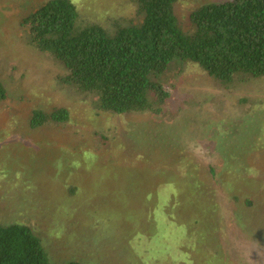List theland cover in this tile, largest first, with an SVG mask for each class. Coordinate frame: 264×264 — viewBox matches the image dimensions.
<instances>
[{
    "label": "rangeland",
    "instance_id": "obj_1",
    "mask_svg": "<svg viewBox=\"0 0 264 264\" xmlns=\"http://www.w3.org/2000/svg\"><path fill=\"white\" fill-rule=\"evenodd\" d=\"M49 1L0 0V225L31 227L51 264H264V77L226 90L188 64L168 78L164 115L105 114L96 97L62 85L65 66L22 25ZM226 1L179 0L175 15L191 33L192 13ZM73 2L82 26L114 33L140 13L138 0ZM58 108L68 123L31 127L36 111ZM199 178L241 199L220 200L222 215L234 210L231 227L218 216L189 223L187 210V224L180 218L178 199Z\"/></svg>",
    "mask_w": 264,
    "mask_h": 264
},
{
    "label": "trees",
    "instance_id": "obj_2",
    "mask_svg": "<svg viewBox=\"0 0 264 264\" xmlns=\"http://www.w3.org/2000/svg\"><path fill=\"white\" fill-rule=\"evenodd\" d=\"M178 1L138 0L140 13L116 33L90 21L82 26L73 0H51L22 25L38 50L51 52L65 66L62 85L77 89L85 97H96L97 109L105 114L141 113L154 119L164 115L173 95L168 78L188 64L198 65L226 90L241 80L264 77V0H229L203 6L190 16L194 27L191 33L183 31L175 15ZM7 101L8 92L0 82V105ZM70 117L67 108H58L51 114L36 111L31 127L66 124ZM187 167L188 172L195 168ZM209 173L213 179L217 177L214 165L209 167ZM192 182L197 184L196 193L186 191L181 198L175 196L183 207L179 215L183 222L187 224L183 215L187 210L185 216L192 217L189 223L218 216L220 225L223 222L231 227L235 223L234 210L229 207L222 215L224 205L220 200L238 203L241 199L227 194L231 188L225 194L218 180L216 189L207 187L201 178L187 185ZM75 192L74 187L71 195ZM254 203L251 198L244 200L250 208ZM193 205L199 212L191 209ZM211 222V227L216 226ZM0 264L51 261L42 239L31 227L0 225Z\"/></svg>",
    "mask_w": 264,
    "mask_h": 264
}]
</instances>
